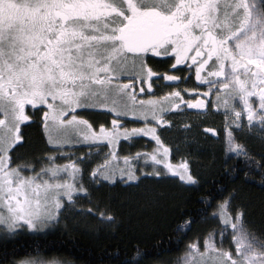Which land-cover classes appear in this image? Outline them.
Returning <instances> with one entry per match:
<instances>
[{
  "label": "snow or ice",
  "instance_id": "obj_1",
  "mask_svg": "<svg viewBox=\"0 0 264 264\" xmlns=\"http://www.w3.org/2000/svg\"><path fill=\"white\" fill-rule=\"evenodd\" d=\"M149 53L169 59L174 56L173 68L190 58L197 81L209 85V92L203 95L215 91L221 100L223 93L225 111L234 112L233 123L238 128L246 115L249 128L258 123L264 132V0H0V228L4 235L51 224L58 220L51 209L62 211L65 197L71 204L74 194L88 195L83 184L77 188L58 179L64 173L73 180L83 179L84 169L75 161L58 165L53 154L42 157L48 163L38 171L33 165L13 166L10 153L23 143L22 122L31 119L26 104L46 106L44 128L54 147L75 146L73 136L77 143L106 141L111 146L121 136L132 139L143 133L157 147L151 154L136 153V158L143 154L163 163L157 159L161 148L164 154L168 152L157 135L160 124H169L164 119L169 109L163 104L171 98L176 101L171 104L173 109H182L184 104L205 109V101H185L180 91L138 101L136 84L152 89L151 79L159 80L147 63ZM137 62L139 73L128 79L125 70L130 64L136 67ZM125 79L127 82H121ZM164 80L178 81L179 77L165 73ZM143 93L141 87L139 94ZM237 99L242 105L239 109ZM213 107L219 105L214 102ZM102 110L121 119L142 118L145 127L121 132L120 119H113L111 127L101 124L96 131L93 123L76 115L78 111ZM149 116L156 126L147 125ZM53 132H63L64 137L58 139ZM226 144V151L247 156V149L235 141L231 131ZM91 155L88 152L77 159L87 165ZM123 159L129 165L133 157ZM108 163L93 168L89 180L99 183ZM180 167L185 170L181 181L196 183L187 171V162ZM24 171L33 174L26 176ZM124 175L122 169L121 180ZM102 178L115 180L116 175L112 171ZM127 179L138 177L130 171ZM231 196L229 193L218 202L211 215L220 218L221 245L231 226L230 244L235 251L218 248L212 230L204 236L202 248L199 234L186 245L182 264H264V238L246 225L243 209L230 210ZM100 219L111 222L114 217L101 213ZM191 222L185 221L178 230H187ZM143 255L146 253L137 252L119 264H136Z\"/></svg>",
  "mask_w": 264,
  "mask_h": 264
},
{
  "label": "trees",
  "instance_id": "obj_2",
  "mask_svg": "<svg viewBox=\"0 0 264 264\" xmlns=\"http://www.w3.org/2000/svg\"><path fill=\"white\" fill-rule=\"evenodd\" d=\"M209 115L191 118L189 125L179 124L166 136L173 145L168 161L172 164V158L186 155L187 171L196 183L178 181L164 168V172L146 173L148 163L136 160L132 169L138 179L130 183L118 179L114 187L96 190L92 202L74 200V209L68 210L67 205L47 230H17L11 235L0 231V264L31 257H59L67 264H119L137 252L146 255L136 264H168L197 234L201 237L214 226L211 214L229 193L230 210L243 209L246 225L264 238V132L237 136L247 156L225 154L221 138L201 129L219 123ZM25 129L23 143L15 148L16 158L42 155L47 148L39 128L33 124ZM85 166L88 170L91 165ZM182 170L177 166L178 174ZM101 213L114 219L101 220ZM189 219L191 226L178 230Z\"/></svg>",
  "mask_w": 264,
  "mask_h": 264
},
{
  "label": "rangeland",
  "instance_id": "obj_3",
  "mask_svg": "<svg viewBox=\"0 0 264 264\" xmlns=\"http://www.w3.org/2000/svg\"><path fill=\"white\" fill-rule=\"evenodd\" d=\"M137 67H139V62H137L136 67H132L130 64L128 67V70L129 69L135 70ZM121 82H123V80ZM214 93H216V92L214 91ZM223 96H224V94L221 93V100H217V94H215V98L219 104L218 111L212 112L211 115H209V117L212 116L213 118H218L219 123L215 127L214 126H204L201 129L205 130L206 132H209V131H207L208 129H213L214 131L209 132L210 136L214 139H217L220 137L222 144H223L224 153L225 154H228V153L232 154L231 152L226 151V149L228 147V145L226 144V137H227L228 132L231 131L232 135L235 137V141L237 143H239L237 140V136L239 134L244 135L245 132H246V134L252 133V132H254V130H256L258 132V131H260V125L257 123L255 127L249 128L248 122H247V117H246V115H244L242 127L238 128L236 126V124L233 123V121L235 120L234 112L232 110L225 111V108H224L223 103H222ZM157 98L159 99L160 96H157ZM235 107L237 109L242 107V105L239 103L238 99H237V101H235ZM85 114L90 116V117H93V116L96 117V120H95L96 126H95V124H93L94 129L96 127L95 130H97L101 124H105L106 126L109 125L108 122L107 123H105V122L108 121L109 118L112 117L111 113L108 110L95 111V112L94 111H85ZM0 115H1V113H0ZM76 115L85 117L84 115H81V114L79 115L78 113H76ZM201 116L203 117V115H201ZM128 117L134 118L131 116H128ZM196 117H200V116H196ZM102 122H104V123H102ZM183 124L187 125L186 122H183ZM147 125L153 126V123L147 122ZM143 126L145 127V123H141V121L132 120V121L128 122V125H126V127H124V129L129 127V130H130L132 128H141ZM107 127H109V126H107ZM52 135L58 139L64 137L63 132H53ZM42 140H43L47 149L44 150L42 155L39 154L38 156L36 155V157L35 156H28V157L16 158V152L17 151L14 148V150L10 153L12 158H13V166H15L16 164L33 165L35 170L38 171L41 167H43L44 165H46L48 163V161L43 160L42 157H44L46 155H53V154H55L57 157L54 162L58 165H61V164H64V163L70 162V161H75L77 164L80 165L81 168L84 169L83 179L81 180L79 177H77V179L73 180L69 173L62 174L58 179L61 182L67 180L69 183H73L77 188H79L81 186V184H83L84 187H86L88 189V195L74 194V200L76 202L79 201L80 204H83L87 201H91V202L94 201L95 196L97 194L96 190H100L102 187H105V188L114 187L115 183L118 179L120 181H123L126 179L125 183H130V181L127 179V176H128V173L130 171L132 172V174L135 175V173L132 169V166L136 160H139L142 163L143 162L148 163V165L146 164V166H145L146 173L152 172V171L153 172L159 171V173L164 172V170L162 169V168H164L165 171L168 173V176L177 177L178 181H181L180 176L184 173L182 170L180 172L181 175L178 174L176 172V168H177V166L180 167L182 165V163L184 164L186 161H188V159L186 158L187 157L186 155L177 156V160H176V158H172L175 161L172 164L168 161V160H170V155H169V154H171L170 149H173L172 148L173 145L170 142H168L166 140V138L165 139L161 138V141H162L163 145L168 148L167 154L163 153L162 148H161V151L157 154V159L162 160L163 163H156V162L152 161L150 158L144 156L143 154H141L138 158H136V153L147 152V153L151 154L153 152V150L157 147L156 141L150 136H144L143 133L138 134V136L133 137L132 139H126L125 137L121 136L118 141L114 140L112 142L111 146H109L106 141L99 142V143L80 141L79 143H77L75 136H73V144L75 146H78V147L75 149V151H73V154H71V155H69L71 153V151H69L71 147H69L67 150L66 149L67 147L57 148V147L50 145L48 143L47 134L45 135V138H42ZM89 143H91V147H89ZM240 144H242V143H240ZM169 146H171L170 149H169ZM94 151H96V155L93 154V153H95ZM88 152H92V155L88 158L90 160V162L88 164H90L91 166L88 167V170H86L85 168H87V167L84 164H81L80 161L77 159V157H81L83 154L88 153ZM172 153H173V150H172ZM124 157H133V159L131 160L129 165L125 164L124 159H123ZM105 161H108L109 163L107 164L106 167H104L102 169L101 175L98 177L99 183L91 182L89 180V176L92 172V169L96 168L97 165H104ZM176 162L179 163V165L177 164V166H176L175 165ZM166 164H170L172 166L171 169L167 168L165 166ZM122 169L124 170V173H125V175H124L125 179H123V180L120 179V172ZM177 170H179V168ZM112 171L115 172L116 179L104 181L102 178L103 175L108 174ZM23 174L27 176V175H31L33 173H30L28 171H24ZM45 178H47V177H45ZM131 181H134V180H131ZM181 182L186 183V181H181ZM75 201L71 204H68L67 198L65 197L64 201H62V203L64 204L62 211L67 207V205H68V207H67L68 210H73L74 209L73 205H75ZM51 211L54 215H58L60 212H62V211L57 212V210L54 207L51 209ZM64 213L65 212H63L62 214H64ZM90 213H92V211ZM211 217H212V215H211ZM214 220H216V223H214V226L210 230L206 231L200 237L201 248L203 246L204 236L207 235L208 233H210L212 230H215V241H216L217 247L218 248L223 247L225 250H228L229 248H231V250L234 252L235 251L234 246H232L230 244L231 238L234 235V233L231 231V226L229 225L228 230H227V232L223 238V244L221 245L220 240H221V232L223 231V229L221 227V222H220L219 216L215 217ZM49 227H50V224H46L45 226L38 227L36 230H32V231H44V230H47ZM19 230L30 231L26 227L19 229ZM0 231L4 232L5 230L3 228H0ZM192 241H195V240H192ZM185 248H186V246H185ZM185 248L183 250V253H181L176 259H174V261H172L168 264H182V258H183V254L185 252ZM66 262H68V261L63 259V258H59V257H51V258H37V257L33 258V257H31V258H26L24 260L22 259V260L16 261L13 264H67ZM68 264H70V263H68Z\"/></svg>",
  "mask_w": 264,
  "mask_h": 264
},
{
  "label": "flooded vegetation",
  "instance_id": "obj_4",
  "mask_svg": "<svg viewBox=\"0 0 264 264\" xmlns=\"http://www.w3.org/2000/svg\"><path fill=\"white\" fill-rule=\"evenodd\" d=\"M171 50L169 49V53ZM148 65L152 68L153 72L157 73L159 75V80H157L155 77L151 79V82L153 84L152 89H148V86L145 85H140L139 83L136 84L135 91L138 93L137 95V100H149V99H158L157 96L163 97L167 93H171L173 91H180L181 96L185 101H197L198 99L204 100L205 101V109H196L194 107L190 108L187 104H184L182 109H173L171 108V104L175 103L176 101L169 98L167 102L163 104V107L166 109H169V113L164 115V119L169 121L168 125L160 124L159 128L157 130V135L160 136L161 138H166L169 133H173L174 128L181 124V127L183 126V122H186V124H190V121L192 120L191 118H194L196 116L203 115V117L208 116L212 112H217L218 108L213 107V103L215 102L218 104L215 94L211 92L209 93L208 96L203 95L204 93L209 92V85L204 82L203 80L197 81L196 79V72H195V67L191 66L192 62L191 59L188 58V63L182 64V65H176L175 68L172 66L175 64V57L172 56L170 59L167 57H158L155 56L152 53L148 54V59H147ZM140 69L137 67L135 70L129 69L128 68L125 70V75L128 79H131L135 74L139 73ZM208 71H211V68L208 69ZM167 73L168 75H173L176 77H179L178 81H165L164 80V74ZM202 76H207V72H202ZM123 82H127V79L123 80ZM218 85H216L217 87ZM144 88V93L139 94L140 88ZM129 91H132L130 89ZM223 94V93H222ZM219 105V104H218ZM47 108L46 106H35V108L32 105H25V112L26 114L31 118L29 121L22 122V136H23V141L25 138V128L29 125L35 124L40 132L42 133V136L45 138L46 131L44 128V122H43V112L46 111ZM95 112V111H94ZM79 115H84L85 119H88L90 123L95 124L96 117H90L85 114V111H78L77 112ZM112 117L109 118L108 121L105 123H109V127H111V121L113 119H120V130L121 132L125 130H129L128 128H125L126 125H128V122L132 120L136 121H141V123H145V121L142 118H130V117H125L121 119L120 117H117L114 114H111ZM2 116V113L1 115ZM147 122L152 121V117L149 116ZM104 123V122H102ZM105 125V124H104ZM96 126V124H95ZM105 125V127H107ZM153 126H156L153 123ZM144 127V126H143ZM96 129V127H95ZM94 129V130H95ZM99 128L96 130L98 131ZM205 131V130H203ZM48 136V134H47ZM124 137V136H122ZM151 137V136H150ZM17 147V146H16ZM15 147V148H16ZM77 148V147H76ZM74 146L70 148L71 154H73V151L76 149ZM90 150V149H89ZM96 155V151H94ZM76 153V152H75ZM92 153V152H91Z\"/></svg>",
  "mask_w": 264,
  "mask_h": 264
}]
</instances>
